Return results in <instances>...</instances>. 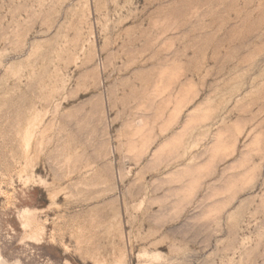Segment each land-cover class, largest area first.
Masks as SVG:
<instances>
[{
    "label": "rangeland",
    "instance_id": "rangeland-1",
    "mask_svg": "<svg viewBox=\"0 0 264 264\" xmlns=\"http://www.w3.org/2000/svg\"><path fill=\"white\" fill-rule=\"evenodd\" d=\"M0 264H264V0H0Z\"/></svg>",
    "mask_w": 264,
    "mask_h": 264
}]
</instances>
